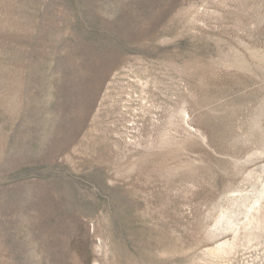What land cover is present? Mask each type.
<instances>
[{
	"label": "rangeland",
	"instance_id": "rangeland-1",
	"mask_svg": "<svg viewBox=\"0 0 264 264\" xmlns=\"http://www.w3.org/2000/svg\"><path fill=\"white\" fill-rule=\"evenodd\" d=\"M0 264H264V0H0Z\"/></svg>",
	"mask_w": 264,
	"mask_h": 264
}]
</instances>
